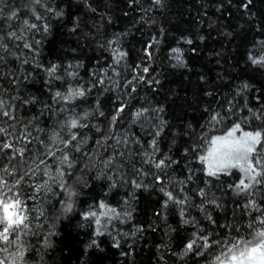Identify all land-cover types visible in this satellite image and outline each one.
I'll return each instance as SVG.
<instances>
[{"label":"trees","instance_id":"obj_1","mask_svg":"<svg viewBox=\"0 0 264 264\" xmlns=\"http://www.w3.org/2000/svg\"><path fill=\"white\" fill-rule=\"evenodd\" d=\"M250 57L264 0H0V144L25 149L0 176L23 177L28 216L0 264H214L261 230L264 183L242 194L200 159L235 124L264 131Z\"/></svg>","mask_w":264,"mask_h":264},{"label":"snow or ice","instance_id":"obj_2","mask_svg":"<svg viewBox=\"0 0 264 264\" xmlns=\"http://www.w3.org/2000/svg\"><path fill=\"white\" fill-rule=\"evenodd\" d=\"M155 2L160 3V0H155ZM30 26L36 27L34 24ZM25 46L28 47L27 44ZM124 55L123 52L118 53V57ZM177 58L179 59V57ZM250 59L254 65L264 67V57L258 59L250 57ZM50 71L54 72L55 68ZM59 95L60 93H57V96ZM72 95H83V92L77 91ZM4 115H7V113L5 112ZM212 119L216 120L217 117ZM71 127H77L75 120L71 122ZM3 132H5V129L0 128V133ZM237 133H240V135L237 136ZM5 149H13L20 156L25 153L24 148L16 149L13 144H0V153H3ZM200 159L202 163L206 164L209 176H217L221 173L229 174L231 169H238L243 173V178L240 179L236 188L240 191H247L254 184L264 183V131H243L240 124H235L227 131L226 135L211 138L207 155L201 156ZM162 164L163 161H160L156 166L160 167ZM4 171H8V169H4ZM14 173L15 169L9 174L13 175ZM22 178L21 176L14 183L9 184V181L0 176V243L3 244H10L19 240L28 228L26 206L19 194L14 191L20 185ZM168 198L169 200L173 199L170 193ZM176 202L180 203V201ZM70 207L71 205H69ZM92 215H95V213ZM97 223H99V220H97ZM261 223H264V221H261ZM257 237L259 239L255 243L252 241L230 242L231 246L227 247L223 258L216 257L218 264H264V232H258ZM194 245L195 241L189 243L186 246V251H191ZM204 246H208L206 239ZM18 255L22 257L23 252L20 251Z\"/></svg>","mask_w":264,"mask_h":264},{"label":"rangeland","instance_id":"obj_3","mask_svg":"<svg viewBox=\"0 0 264 264\" xmlns=\"http://www.w3.org/2000/svg\"><path fill=\"white\" fill-rule=\"evenodd\" d=\"M233 126H234V125H233ZM233 126H231L228 130H230ZM241 128H242V127H241ZM228 130H227V131H228ZM242 130H243V131H258V130H246V129H243V128H242ZM227 131H225L224 133H222V134H220V135H216V136H223V135H226ZM239 135H240V133H237V136H239ZM216 136H214V137H216ZM212 138H213V137H212ZM209 146H210V141H209V143H208V145H207L205 151L203 152L202 156H206V155H207V151H208ZM203 166H204V171H205V173L207 174V166H206V164L203 163ZM234 173H236V174L238 175V184H239L240 179L243 178V173H241L238 169H231L230 172H229V174H234ZM229 174H223V173H221V174H219V175H229ZM207 175H208V174H207ZM219 175H217V176H219ZM208 176H209V175H208ZM257 185H258V184H254L253 187L250 188V189H248L247 191H240V190H239V192L242 193V194H251V193L256 189ZM258 232H264V227H263L261 230H259ZM258 232H256L255 234H253L250 238L245 239V240H243V241H252V242H254V243L257 242L258 239H259V238L257 237V233H258ZM225 252H226V250L220 255V257L223 258V254H224ZM214 264H218V261L215 260Z\"/></svg>","mask_w":264,"mask_h":264}]
</instances>
